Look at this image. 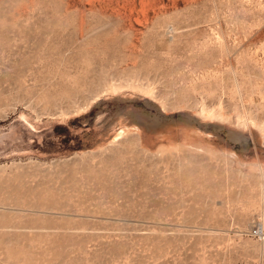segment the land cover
<instances>
[{
  "label": "rangeland",
  "instance_id": "rangeland-1",
  "mask_svg": "<svg viewBox=\"0 0 264 264\" xmlns=\"http://www.w3.org/2000/svg\"><path fill=\"white\" fill-rule=\"evenodd\" d=\"M0 264H264V0H0Z\"/></svg>",
  "mask_w": 264,
  "mask_h": 264
},
{
  "label": "built area",
  "instance_id": "built-area-1",
  "mask_svg": "<svg viewBox=\"0 0 264 264\" xmlns=\"http://www.w3.org/2000/svg\"><path fill=\"white\" fill-rule=\"evenodd\" d=\"M255 233L259 234L260 233V230L259 229H256Z\"/></svg>",
  "mask_w": 264,
  "mask_h": 264
}]
</instances>
